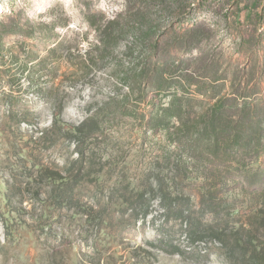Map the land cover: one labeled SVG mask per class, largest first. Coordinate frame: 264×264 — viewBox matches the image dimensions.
Returning a JSON list of instances; mask_svg holds the SVG:
<instances>
[{"label": "rangeland", "instance_id": "1", "mask_svg": "<svg viewBox=\"0 0 264 264\" xmlns=\"http://www.w3.org/2000/svg\"><path fill=\"white\" fill-rule=\"evenodd\" d=\"M0 264H264V0H0Z\"/></svg>", "mask_w": 264, "mask_h": 264}, {"label": "trees", "instance_id": "2", "mask_svg": "<svg viewBox=\"0 0 264 264\" xmlns=\"http://www.w3.org/2000/svg\"><path fill=\"white\" fill-rule=\"evenodd\" d=\"M120 20L119 17L113 19V20H109L108 23H104L102 25H99L98 27H96L94 30L96 31L97 35H96V42L94 44L91 45L92 47V51L96 53L97 55V59H102L104 54H108L110 47L112 46V43L116 40H118L119 38H124L126 35L131 34L132 35V39H134L133 44L137 45L141 38L139 36L136 35V30L137 29L135 26L131 27L128 25H124L123 27L120 25ZM135 30V31H134ZM136 32V33H135ZM149 43L152 45L151 49L149 50L151 54L154 56H158V59L153 61V64H160L163 63L160 59H159V55L157 53V48L159 45V42L154 39L150 41L149 38ZM129 50H131V47L129 48ZM134 50V49H132ZM130 54L132 55V52H130ZM150 58V57H149ZM84 60H87L88 62H90V59L85 58ZM140 66L137 64L136 68L138 69ZM147 68H151L150 66H147ZM148 70H146L145 68L142 69V73H147ZM169 72V73H168ZM151 73H155V75L157 73H159L160 77H158L156 79V82L158 83L159 86H161L162 82L165 83V80H168V78H170V75L172 74V72L169 69H163L162 71L160 69H155L151 68ZM168 75V77H165V75ZM135 79V78H134ZM167 84V83H166ZM158 91H161V88L158 89ZM182 93V91H180ZM183 94V93H182ZM182 97V96H181ZM217 102L216 105L212 106V110L216 111L217 110ZM183 107L182 104V98H177V94L174 93L171 95V99L169 101V103L167 104L166 107L163 108H159L158 111L160 112V114H165L166 112L170 113V117L172 118H176V119H180L182 118V112L181 109ZM219 109V107H218ZM162 115V117H163ZM212 117H217L215 115H212ZM215 120V119H214Z\"/></svg>", "mask_w": 264, "mask_h": 264}]
</instances>
